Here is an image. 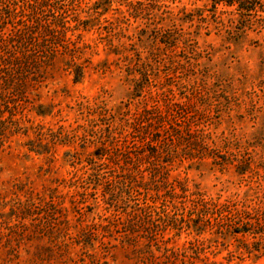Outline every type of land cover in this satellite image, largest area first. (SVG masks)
I'll return each instance as SVG.
<instances>
[{
  "label": "trees",
  "instance_id": "1",
  "mask_svg": "<svg viewBox=\"0 0 264 264\" xmlns=\"http://www.w3.org/2000/svg\"><path fill=\"white\" fill-rule=\"evenodd\" d=\"M263 2L211 0L210 11L236 8L241 29L251 28L250 18ZM113 5L120 17L104 18L107 25H99ZM181 12L183 17L173 14L162 0H0V149L11 137L24 135L28 153L44 157L49 167L57 146L79 143L87 152H66L65 163L76 171L69 179L52 178L44 193L22 182L10 191L0 189V235L11 228L30 231L63 255L78 247L75 264H107L106 253L119 244L131 249L138 264H214L202 258L198 239L182 249L169 246L183 233L199 237L210 232L216 241L251 235L256 250L264 249V196L221 202L174 174L187 162L186 170L232 165L239 176L259 175L249 152L254 145L236 142L245 152L235 164L220 155L212 140L207 103L211 76L207 67L199 70L195 38L180 28L196 16L203 22L206 18L202 10ZM132 18L144 19L145 30L129 48L121 44L110 54L118 57L133 83L130 96L139 100L137 106L132 108V101L110 106L102 100L80 105L83 124L57 130L34 125L29 114L52 116L51 104L40 103L38 90L56 68L76 84L85 78L90 62L82 32L98 26L112 43L120 24ZM149 32L158 48L145 54L143 38ZM230 145L228 141L224 148ZM88 146L93 150L87 151ZM9 194L13 197L7 200ZM99 209L101 214L91 221L84 218Z\"/></svg>",
  "mask_w": 264,
  "mask_h": 264
},
{
  "label": "rangeland",
  "instance_id": "2",
  "mask_svg": "<svg viewBox=\"0 0 264 264\" xmlns=\"http://www.w3.org/2000/svg\"><path fill=\"white\" fill-rule=\"evenodd\" d=\"M85 1L92 4L97 0ZM162 2L173 14L181 17L184 16L181 12L184 8L193 14L197 10L204 11L203 17L206 18V22L198 20L196 16L193 22L182 23L183 26L180 28L184 33L190 32L195 38L199 47L198 54L201 56L199 63L202 66L199 70L202 71L204 67H207L208 74L211 76L208 79L210 101L207 102L211 109L209 132L212 140L219 147L220 155L225 159L236 160L235 164H238V160L245 152L244 148L239 149L241 151L237 149L236 142L242 145H254V150L252 148L249 152L255 163L253 172L259 171V175L247 173L245 176H239L232 165L225 170L212 168L209 165L199 170L195 168L186 170L189 164L186 162L174 174H180L182 178H186L190 187L194 184L199 185L209 196L214 199L219 198L221 202L230 199L251 200L254 196L263 197L264 2L258 6L256 14L250 18L253 26L244 29H241L242 20L236 8L219 6L215 12H212L210 11L211 0H162ZM116 7L117 5H113L111 11L100 18L99 25H107L104 18L114 21L120 17L114 10ZM122 9L125 10L124 7ZM214 13L215 17H213ZM124 22L126 23H121L115 31L117 35L112 38V43L105 38V30H102L103 28L99 30L98 26L82 32L81 43L87 47L85 59L90 62L85 78L76 84L73 76L56 68L51 78L42 83L38 90L41 96L40 103L51 104L53 117L40 118L34 113L29 114L34 125L43 124L46 128L55 130L61 125L77 126L84 123L78 111L81 104L82 106L94 105L104 100L110 106H115L132 101L130 93L133 83L126 78L124 70L120 68L118 57L110 52L115 46L123 44L129 48L130 44L137 42L141 30H145V20L132 18ZM150 35V32L145 33L143 38V48H147L144 50L145 54H148V50H153V47L158 48L153 44L154 36ZM159 46L161 49L164 48L161 44ZM168 55L171 56V53L168 52ZM104 62L106 64H103ZM218 80L220 87L215 86ZM223 90L227 92L223 93ZM175 91L177 92V89ZM132 102V108H135L139 100ZM29 136L34 138L32 132ZM228 141L231 142L230 150L224 148ZM26 142L27 138L24 135L14 136L0 149V189L3 191H10L22 182L31 187L35 193H44L52 178L69 179L72 172L76 171L65 163V153H74L76 148L82 152L83 147L79 143L57 146L54 153L56 160L49 167L44 157L28 153L25 147ZM93 148L88 146L86 150L90 152ZM86 154L87 152L84 156ZM61 190L63 193L69 191L68 188H61ZM11 197L13 195L9 194L7 200ZM66 205L69 206V203L67 202ZM8 210L9 208L5 211L8 212ZM101 211L99 209L93 215L87 212L84 218L91 221L92 217H97L96 215L101 214ZM195 239L201 242L202 258H208L209 263L264 264V249L256 250L253 246L255 239L251 235H238L228 241L222 239L216 241L210 232L199 237L183 233L180 237L174 238L169 246L182 249L184 245L187 246ZM47 241V239L37 238L30 231L11 228L9 232L6 231L5 234L0 235V264H75L78 258L76 254L79 253L78 247L72 250L70 255H63L60 249ZM106 254L107 264H138L127 246L119 244ZM199 264L202 263L199 262Z\"/></svg>",
  "mask_w": 264,
  "mask_h": 264
}]
</instances>
